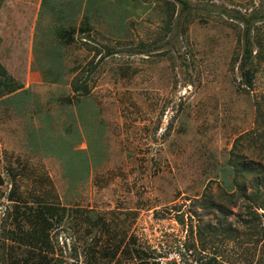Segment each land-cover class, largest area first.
I'll list each match as a JSON object with an SVG mask.
<instances>
[{
	"label": "rangeland",
	"instance_id": "rangeland-1",
	"mask_svg": "<svg viewBox=\"0 0 264 264\" xmlns=\"http://www.w3.org/2000/svg\"><path fill=\"white\" fill-rule=\"evenodd\" d=\"M187 1L0 0V94L29 92L0 102V264H264L235 167L264 166V60L246 86L235 19L264 0ZM22 202L67 213L45 228Z\"/></svg>",
	"mask_w": 264,
	"mask_h": 264
},
{
	"label": "trees",
	"instance_id": "trees-1",
	"mask_svg": "<svg viewBox=\"0 0 264 264\" xmlns=\"http://www.w3.org/2000/svg\"><path fill=\"white\" fill-rule=\"evenodd\" d=\"M176 2L180 5L182 12H190L193 11V7L191 3H189L187 0H171ZM84 8L81 9V13L84 11L82 18L83 23L84 20L88 21L84 10ZM235 19L240 23L242 26V56L239 63V70L242 72V75L244 77L245 85L251 86L256 75V65L257 62H262L264 60V33L261 31V25L264 23V9L261 11H255L248 15H240L238 17H235ZM86 25V24H85ZM89 26H86L85 29L88 30ZM61 30L58 31V33ZM74 28L69 29L67 31H62L60 33V38L63 42H66L65 44L70 43L72 38H70V34L74 33ZM57 33V34H58ZM107 55L112 54L110 50H107ZM104 57L101 56L97 63L90 67L89 70L86 71V76H81L80 69H76V75L73 77L72 82L70 83V91L72 93L71 98H66V100L69 104L73 103V107H76L82 98L86 97L89 94L88 90V82L89 77L95 72L97 69L100 61ZM79 71V72H77ZM5 90L2 94H0V102L6 103L10 102L14 99H17L22 96H27L29 94L28 90H24L22 87L16 85L14 82L10 80V78L5 77V83H4ZM242 164L237 165L235 167L236 171L243 172V173H252L255 176L252 179L253 187L252 189H255V194L252 197L253 201H261L264 203V198L262 195H258L259 190H264V166L261 164H256L253 162H247L242 167ZM258 178V179H257ZM0 182H2L0 180ZM12 193V190L10 191V194ZM9 198V196H8ZM12 201V200H11ZM14 201V200H13ZM22 204L27 207L24 208L26 211V217L32 218L37 223H40L45 226V228H48L49 225L53 224L54 222H57L64 218L67 213V209L65 207L61 206H55V205H40L37 204L34 207V204L28 205L25 202H22ZM58 219V220H57ZM57 220V221H56ZM216 225V224H215ZM209 227V228H208ZM209 233H215V226H208ZM42 243V242H41ZM42 245V244H41ZM35 246V244H34ZM138 264H159V262H146V259L140 258ZM196 264H215V260L213 258H208L206 260V257H202L197 261Z\"/></svg>",
	"mask_w": 264,
	"mask_h": 264
}]
</instances>
